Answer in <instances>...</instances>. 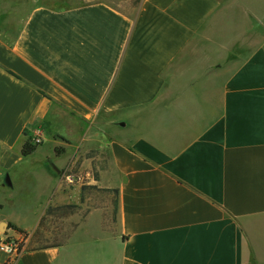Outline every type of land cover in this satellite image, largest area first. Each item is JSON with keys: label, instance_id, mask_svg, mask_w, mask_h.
I'll use <instances>...</instances> for the list:
<instances>
[{"label": "crops", "instance_id": "obj_1", "mask_svg": "<svg viewBox=\"0 0 264 264\" xmlns=\"http://www.w3.org/2000/svg\"><path fill=\"white\" fill-rule=\"evenodd\" d=\"M46 1L0 0V223L41 241L78 202L66 172L82 147L83 168L103 160L88 184L114 194L116 230L24 248L13 264H264V0H140L134 15ZM55 105L90 134L23 157Z\"/></svg>", "mask_w": 264, "mask_h": 264}, {"label": "rangeland", "instance_id": "obj_2", "mask_svg": "<svg viewBox=\"0 0 264 264\" xmlns=\"http://www.w3.org/2000/svg\"><path fill=\"white\" fill-rule=\"evenodd\" d=\"M106 2L109 5L127 13L134 15L140 0H47L46 4L56 7H67L72 5H81L91 2ZM52 114L57 116V121L47 127L45 137L41 138L42 142L37 145L40 147H49V140H56L55 147L62 149L70 148L68 145L73 144L78 147L83 137L90 134L92 126L91 121H86L74 115L72 112L63 107L55 105ZM67 143V144H66ZM51 148H53L51 146ZM73 149V148H72ZM72 149L69 151L71 153ZM82 147L77 148V164L73 170L69 168L66 174L71 173L75 176L76 182L80 185L78 202L67 204L70 207L57 210L48 217L41 230L42 240L38 242L27 241L20 234L14 233L11 229L6 228L0 232L3 240H14L17 243L24 244L26 250L36 248L42 245H48L55 242V238L61 241L68 240L75 233L82 234H109L116 230V219L114 215V194L96 186L88 184L90 179H98L96 167H103V160H97L90 170L83 168V160L92 158L93 152L82 151ZM50 149H48V152ZM65 154V153H64ZM65 154L64 159H68ZM70 155V154H69ZM90 156V157H89ZM76 157V158H77ZM84 158V159H83ZM60 161V160H57ZM70 166L71 162H67ZM89 172V175H86ZM74 181V180H73ZM11 208V207H10ZM8 208L6 213L11 215L18 225L24 227L27 225L24 213L19 210ZM26 219V220H25ZM35 238V237H33Z\"/></svg>", "mask_w": 264, "mask_h": 264}, {"label": "trees", "instance_id": "obj_3", "mask_svg": "<svg viewBox=\"0 0 264 264\" xmlns=\"http://www.w3.org/2000/svg\"><path fill=\"white\" fill-rule=\"evenodd\" d=\"M36 148H37V144H34V143L31 141L30 138H26V139L23 141L22 146H21V155H22L23 157H26V156L32 154V153L36 150ZM54 153H55L56 156H59L60 154L63 153V149H61V148H55V149H54ZM52 210H53V209L49 208V209L46 211L45 216L41 218V220H40V222H39V224H38L36 230H35V231L33 232V234H32V237H37V235H38V237H39V231H40V228H41L43 222L45 221V217H46V216H49V214H51V211H52ZM7 228L13 230V231H14L15 233H17V234H20L23 238L28 237V233H26L25 231H22V230H20V229H18V228H16V227H13V226H11V225H7ZM36 240H37V239H36ZM43 248H44V247H43ZM32 250H33V249H32ZM15 259H16V258H15ZM15 259H14V260H15Z\"/></svg>", "mask_w": 264, "mask_h": 264}, {"label": "built area", "instance_id": "obj_4", "mask_svg": "<svg viewBox=\"0 0 264 264\" xmlns=\"http://www.w3.org/2000/svg\"><path fill=\"white\" fill-rule=\"evenodd\" d=\"M34 144L42 142L41 136L34 135L31 137ZM0 251L7 255V260L4 264H13L14 259L17 258L24 251V244L15 242L14 240H0Z\"/></svg>", "mask_w": 264, "mask_h": 264}, {"label": "water", "instance_id": "obj_5", "mask_svg": "<svg viewBox=\"0 0 264 264\" xmlns=\"http://www.w3.org/2000/svg\"><path fill=\"white\" fill-rule=\"evenodd\" d=\"M7 228V226H6V223H4V222H1L0 223V232H2L4 229H6Z\"/></svg>", "mask_w": 264, "mask_h": 264}]
</instances>
